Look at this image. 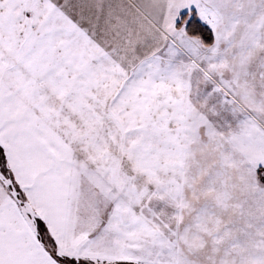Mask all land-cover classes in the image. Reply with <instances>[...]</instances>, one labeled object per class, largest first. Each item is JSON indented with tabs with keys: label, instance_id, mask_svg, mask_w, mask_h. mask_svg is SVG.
Listing matches in <instances>:
<instances>
[{
	"label": "snow or ice",
	"instance_id": "1",
	"mask_svg": "<svg viewBox=\"0 0 264 264\" xmlns=\"http://www.w3.org/2000/svg\"><path fill=\"white\" fill-rule=\"evenodd\" d=\"M0 264H264V0H0Z\"/></svg>",
	"mask_w": 264,
	"mask_h": 264
}]
</instances>
